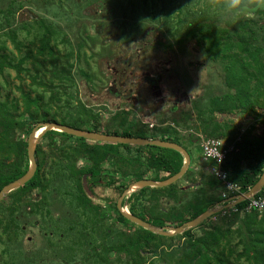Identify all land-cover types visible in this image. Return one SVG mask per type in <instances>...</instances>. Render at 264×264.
Segmentation results:
<instances>
[{
	"label": "trees",
	"instance_id": "trees-1",
	"mask_svg": "<svg viewBox=\"0 0 264 264\" xmlns=\"http://www.w3.org/2000/svg\"><path fill=\"white\" fill-rule=\"evenodd\" d=\"M209 1L162 0L160 11L165 28L178 45L194 39L210 60L221 61L229 89L209 97L208 107L201 108L196 101V118L185 112L183 120L160 118L152 128L145 122H132L128 111L104 124L76 95L77 77L95 89L99 85L100 77L91 71L90 61L85 58L87 67L81 65L87 56L85 38L75 47L52 22L36 18L20 39L7 19L10 28L3 29L0 40V190L27 172L28 137L39 122L48 121L95 132L160 138L184 146L191 161L183 176L166 186L137 188L127 200L132 214L161 230L178 227L218 207L227 190L212 172L215 160L203 161L201 146L189 132L192 128L209 137L226 138L229 143L241 134L237 150L226 154L222 168L230 181L241 185L240 192L253 186L264 172V132L255 133L251 123L233 136L240 131L239 123L219 120L217 113L246 114L264 126V23L257 28L258 22L242 16L246 9L263 10L253 6L254 0H242L246 7L229 13V0H215V5ZM155 3L150 2L153 11L159 1ZM10 69L20 79L15 85L19 95H12ZM24 75L30 79L28 87ZM35 157L33 177L0 199V262L18 264L21 235L37 224L53 255L64 254L71 260L81 255L87 264H264V212L257 209L234 212L228 207L227 213L218 207L197 226L164 234L125 217L117 200L109 199L106 205L96 202L85 188L84 178L91 191L104 185L116 189L120 196L133 181L165 180L183 165L184 156L176 149L96 141L50 129L38 140ZM197 163L202 165L198 171L194 169ZM235 194L229 192V196ZM256 196L264 198V186ZM4 254L10 261L3 259Z\"/></svg>",
	"mask_w": 264,
	"mask_h": 264
},
{
	"label": "rangeland",
	"instance_id": "rangeland-1",
	"mask_svg": "<svg viewBox=\"0 0 264 264\" xmlns=\"http://www.w3.org/2000/svg\"><path fill=\"white\" fill-rule=\"evenodd\" d=\"M156 1H159L158 8L153 11L150 2ZM156 1L0 0V40L4 37L3 29L10 27L17 30L20 39H24L25 27L34 23L36 18L52 22L69 36L75 47L79 40L85 38L83 50L87 56L82 58L81 65L87 67L86 59L90 61L91 71L100 77L99 85L95 89L92 83L77 77L76 95L101 116L104 124H110L116 114L124 111H128L132 122H145L150 128L160 118H165L167 122L174 118L183 120L185 112L196 118V101L201 108L208 107L209 97L229 89L223 64L220 60H210L194 39L178 45L176 37L165 28L160 11L162 0ZM209 2L216 4L215 0ZM261 2L257 7H261L262 12H257L255 8L242 11L244 18L258 22L257 28L260 23H264V0ZM7 19L11 23L10 27ZM7 45L13 47L10 40H7ZM60 46L64 49L63 45ZM91 52L93 57L90 58ZM9 72L8 77L14 83L12 95H19L15 85L20 83V79L15 70L10 69ZM24 78L25 86L28 87L30 79L26 75ZM2 82L1 76L0 84ZM6 88L2 87L3 93ZM217 118L232 119L239 123L237 127L240 131L233 136L243 132L251 123L255 124V133L264 132V126L254 123L246 114L217 113ZM180 127L183 133L187 132L184 127ZM42 130H38V133ZM189 132L197 138L201 149L209 138H216L232 145L230 151H236L241 140V134L229 143L226 138L209 137L195 128ZM202 153L203 149L200 154L204 157ZM82 163L80 160L79 164ZM201 166V163H197L194 169L198 171ZM84 184L88 194L101 204L106 205L109 199L118 201L120 197L116 189L99 185L91 191L85 178ZM183 184H187L186 181ZM131 192L124 198L126 203ZM105 208L107 211L108 207ZM113 217V211L108 210L109 220L112 221ZM118 225L120 228L121 225ZM45 239L37 224L28 226L21 235L22 253H16V261L20 260L18 264H87L81 255L72 260L64 254L53 255ZM3 259L10 261V256L4 254ZM0 264L7 263L2 260Z\"/></svg>",
	"mask_w": 264,
	"mask_h": 264
},
{
	"label": "water",
	"instance_id": "water-1",
	"mask_svg": "<svg viewBox=\"0 0 264 264\" xmlns=\"http://www.w3.org/2000/svg\"><path fill=\"white\" fill-rule=\"evenodd\" d=\"M43 129L40 134H37L38 130ZM50 129H56L59 131L67 132L69 134H72L74 136L84 137L91 140L96 141H104V142H112V143H123V144H135V145H158L162 147H168L173 148L178 151H180L184 156V162L181 167V169L170 176L169 178L165 180H154L151 178H143L136 181L131 182L127 188L124 189L120 197L117 201V207L122 212V214L127 217L128 219L132 220L133 222L148 228L150 230L164 233V234H174L177 232H181L186 228L197 226L200 222H202L204 219L212 215L217 211V208L208 209L205 212L199 214L197 217H195L192 220H189L185 222L184 224L173 227V226H166L165 230H160V228H156L152 226L149 222L142 219L141 217H138L134 214H132L129 209L126 207V202L124 201V198L126 195L135 190L137 188L143 187V186H166L173 182H176L188 169V166L191 161V155L189 151L182 146L181 144L169 140H163L160 138H148V137H142V136H125L120 134H111V133H104V132H95L91 130H85L81 128H77L74 126L66 125V124H60L52 121L48 122H39L31 131L29 137H28V156L30 160V165L25 174H23L21 177L13 180L9 184H6L1 190H0V199H2L8 192L11 190L21 186L25 182H27L30 178L33 177L35 174V171L37 169V160L35 157V151H36V145L38 140L41 138V136L44 134L45 131ZM264 186V172L258 179V181L251 186L247 191L240 193L237 195L234 201L227 203V206H232L236 203L242 202L245 199L252 197L256 195ZM124 201V202H123ZM124 208L128 209L127 211L124 210Z\"/></svg>",
	"mask_w": 264,
	"mask_h": 264
},
{
	"label": "built area",
	"instance_id": "built-area-1",
	"mask_svg": "<svg viewBox=\"0 0 264 264\" xmlns=\"http://www.w3.org/2000/svg\"><path fill=\"white\" fill-rule=\"evenodd\" d=\"M203 154L205 155V159H213L215 160L216 165L212 168V172L224 182L225 190L222 193V203L219 206L224 212H227L228 207H232V211H242V212H251L252 210H259L264 212V198L261 196H252L245 199L246 203L243 207L238 208L236 204L232 206H227L226 204L235 200L237 195L241 192V185L236 184L229 180L228 172L222 168V164L226 158V154L233 149V146L226 144L222 139L209 138L204 144H202ZM229 192H237L238 194L229 196Z\"/></svg>",
	"mask_w": 264,
	"mask_h": 264
},
{
	"label": "clouds",
	"instance_id": "clouds-1",
	"mask_svg": "<svg viewBox=\"0 0 264 264\" xmlns=\"http://www.w3.org/2000/svg\"><path fill=\"white\" fill-rule=\"evenodd\" d=\"M242 7H246L245 5H242V0H229V3L227 5V8L229 10V13H234L235 10H239ZM242 193V192H241ZM127 204V203H126ZM220 205H218L219 207ZM128 208V205H126ZM217 207V208H218ZM220 208V207H219ZM129 209V208H128Z\"/></svg>",
	"mask_w": 264,
	"mask_h": 264
},
{
	"label": "flooded vegetation",
	"instance_id": "flooded-vegetation-1",
	"mask_svg": "<svg viewBox=\"0 0 264 264\" xmlns=\"http://www.w3.org/2000/svg\"><path fill=\"white\" fill-rule=\"evenodd\" d=\"M262 0H254L253 6H257L259 3L262 4Z\"/></svg>",
	"mask_w": 264,
	"mask_h": 264
},
{
	"label": "bare ground",
	"instance_id": "bare-ground-1",
	"mask_svg": "<svg viewBox=\"0 0 264 264\" xmlns=\"http://www.w3.org/2000/svg\"><path fill=\"white\" fill-rule=\"evenodd\" d=\"M41 132H42V131H41ZM37 134H40V133L37 132ZM124 210L127 211L128 209L124 208Z\"/></svg>",
	"mask_w": 264,
	"mask_h": 264
}]
</instances>
